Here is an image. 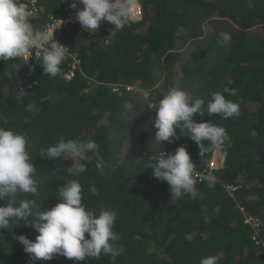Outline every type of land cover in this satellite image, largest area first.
I'll return each mask as SVG.
<instances>
[{
    "label": "trees",
    "instance_id": "16d2710c",
    "mask_svg": "<svg viewBox=\"0 0 264 264\" xmlns=\"http://www.w3.org/2000/svg\"><path fill=\"white\" fill-rule=\"evenodd\" d=\"M65 2L82 7L79 0H40L31 19L34 28L39 31L50 16L64 15ZM139 2L142 18L114 34L107 21L93 37L80 23L68 24L48 43L56 39L81 58L70 79L69 54L55 78L44 75L41 59L30 77L20 58L0 60V126L26 135L40 182L38 197L21 193L17 204L35 198L41 210L51 209L59 202L58 189L76 179L86 210L118 213L114 231L123 251L115 264H199L212 255L219 257L218 264H264V0ZM225 33L231 40L221 45ZM177 81L193 99L207 102L221 92L239 104V116L228 119L194 115L196 122L215 123L230 136L220 150L223 167L212 168L215 150L200 156L187 135L153 142L156 110L149 105H158ZM61 137L97 143L99 156L89 152L87 160L76 158L86 172L73 177L67 171L71 158L40 156ZM179 146L195 164V199L172 197L167 182L147 168L156 156ZM196 172L205 174L203 180ZM227 185L237 186L236 191L229 193ZM248 215L258 219L256 227L246 222ZM19 235L35 241L38 233L23 221L0 229V264H33L15 238ZM34 264L113 262L103 255L84 261L57 255Z\"/></svg>",
    "mask_w": 264,
    "mask_h": 264
},
{
    "label": "clouds",
    "instance_id": "9594fccd",
    "mask_svg": "<svg viewBox=\"0 0 264 264\" xmlns=\"http://www.w3.org/2000/svg\"><path fill=\"white\" fill-rule=\"evenodd\" d=\"M82 7L72 4L76 10V20L82 28L95 32L107 21L114 27L111 33L122 30L135 18V0H79ZM34 12L22 0H0V60L10 58H29L31 50L41 46L47 37L36 30L31 23ZM179 35V32L177 33ZM231 37L225 33L221 45L229 43ZM66 48L56 39L50 43L41 58L44 75L55 78L61 74L60 65L66 59ZM235 95V90L224 89ZM156 110L153 127L156 129L154 141L173 142L187 135L199 149L200 156L213 150H222L231 142L226 129L212 122H196L195 114L204 116L219 115L223 119L239 116L240 106L237 102L226 99L221 92L211 94V99H193L179 81L159 100L158 105H149ZM179 129V135L177 133ZM208 143L205 144L204 142ZM27 137L11 128L0 126V229L11 230L23 221L24 226L32 227L38 235L35 241L25 235L15 238L24 246L33 264L36 260H52L63 256L76 261L89 258L100 259L110 256L113 264L123 251L117 246L119 236L114 231L118 213L113 208L101 210L97 215L86 210L82 202V185L72 179L58 189L59 202L48 210H41L37 199L20 200L19 194L39 196L37 169L27 150ZM99 156L98 145L94 140L64 139L46 149H41L40 156L49 160L71 158L74 163L68 167L69 175L76 177L87 171L85 164H76V158L87 160V153ZM153 177L165 181L171 190V196L181 198L191 196L195 199V164L185 147L179 146L174 153L164 152L155 157V162L147 165ZM96 194L95 187L90 188ZM87 234V238H86ZM219 257L212 255L201 258L199 264H218Z\"/></svg>",
    "mask_w": 264,
    "mask_h": 264
},
{
    "label": "built area",
    "instance_id": "2783aa9c",
    "mask_svg": "<svg viewBox=\"0 0 264 264\" xmlns=\"http://www.w3.org/2000/svg\"><path fill=\"white\" fill-rule=\"evenodd\" d=\"M22 2L28 5L29 9L34 12V15L39 12L40 0H22ZM72 4H75V3L65 2V14L64 15L59 16V17L50 16L47 19L45 24L39 30L42 34H44L47 37V39L41 43L40 47L33 48L31 50V57L20 58L21 60L25 61L29 65L28 72H27L28 77H30V75L34 73L35 60L42 58L44 51L47 50L48 48L47 46L48 43L63 29V27H65L68 24L75 25L79 23L76 20V10L72 7ZM133 10L135 12V18L132 21L134 22L139 21L142 18V8H141L139 0H135V5H134ZM89 32H90V36L92 37L95 36L94 32L92 31H89ZM66 53L69 54L70 57H72L71 69L66 74V77L70 79L75 76L76 69L80 67L82 61H81V58H79L76 54L71 53L68 48H66ZM224 161H225V154L219 150L213 153V156L209 164L212 168L223 167ZM195 176L197 180L201 181L205 177V174L196 172ZM236 189H237V186L227 185V191L229 193L235 192ZM246 222L252 224L254 227H256L259 223L258 219L252 215L247 216Z\"/></svg>",
    "mask_w": 264,
    "mask_h": 264
},
{
    "label": "rangeland",
    "instance_id": "374dc122",
    "mask_svg": "<svg viewBox=\"0 0 264 264\" xmlns=\"http://www.w3.org/2000/svg\"><path fill=\"white\" fill-rule=\"evenodd\" d=\"M214 152H216V151H214Z\"/></svg>",
    "mask_w": 264,
    "mask_h": 264
}]
</instances>
